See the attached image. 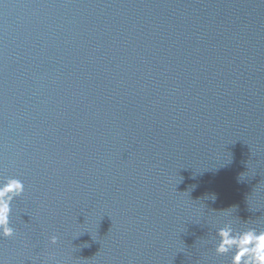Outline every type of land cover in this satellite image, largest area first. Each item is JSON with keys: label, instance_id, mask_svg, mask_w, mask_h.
Returning <instances> with one entry per match:
<instances>
[{"label": "water", "instance_id": "water-1", "mask_svg": "<svg viewBox=\"0 0 264 264\" xmlns=\"http://www.w3.org/2000/svg\"><path fill=\"white\" fill-rule=\"evenodd\" d=\"M7 177L0 264H231L219 230H264V0H0Z\"/></svg>", "mask_w": 264, "mask_h": 264}, {"label": "clouds", "instance_id": "clouds-1", "mask_svg": "<svg viewBox=\"0 0 264 264\" xmlns=\"http://www.w3.org/2000/svg\"><path fill=\"white\" fill-rule=\"evenodd\" d=\"M14 185L15 195H22L24 183L16 177H7L0 180V191L4 192L3 199L0 200V236L10 237L14 234L11 226V199L14 198L12 192H6L8 185ZM220 241L216 245L219 254H231V264H264V230L248 228L243 231H234L230 227L219 230ZM57 237H52V242L56 243Z\"/></svg>", "mask_w": 264, "mask_h": 264}]
</instances>
